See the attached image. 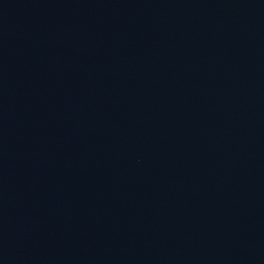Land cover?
<instances>
[{"label":"water","instance_id":"1","mask_svg":"<svg viewBox=\"0 0 264 264\" xmlns=\"http://www.w3.org/2000/svg\"><path fill=\"white\" fill-rule=\"evenodd\" d=\"M0 264H264V0H0Z\"/></svg>","mask_w":264,"mask_h":264}]
</instances>
